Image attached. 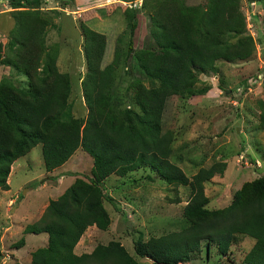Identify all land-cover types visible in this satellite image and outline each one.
<instances>
[{
    "label": "trees",
    "instance_id": "trees-1",
    "mask_svg": "<svg viewBox=\"0 0 264 264\" xmlns=\"http://www.w3.org/2000/svg\"><path fill=\"white\" fill-rule=\"evenodd\" d=\"M143 1L150 7L148 31L154 46L134 50L137 20L135 12L128 11L130 38L125 50L126 55L133 54L149 80L148 86L136 82L139 112L114 110L109 104L113 64L102 68L100 64L105 38L84 28L87 72L81 86L88 117L81 120L73 115L69 77L58 71L56 52L46 45L48 22L38 17V10H17L41 7L45 2L7 0L17 21L6 45L0 43V65L12 72L0 79V189H8L6 179L15 159L37 144L46 172L62 165L79 148L92 159L90 175L50 199L40 217L24 228L25 233L48 236L45 247L30 253V264H138L135 257L147 258L152 264H182L198 256L204 244L207 258L210 247L228 244L238 234L254 239L240 264H264V178L242 184L228 206L209 210L203 185L222 173L223 164L186 175L170 160L172 135L161 127L167 99L203 94L196 86L199 75L217 73L219 60L236 62L253 54L254 42L244 32L240 1L205 0L203 5H188L183 0ZM15 75L24 80L16 85ZM257 121L264 130L263 101ZM142 168L154 172L166 185L188 189L179 229L147 240L133 237L135 257L116 240L74 255L75 244L89 226L106 231L111 224L103 201L115 203L100 183L112 174L123 177Z\"/></svg>",
    "mask_w": 264,
    "mask_h": 264
},
{
    "label": "rangeland",
    "instance_id": "rangeland-1",
    "mask_svg": "<svg viewBox=\"0 0 264 264\" xmlns=\"http://www.w3.org/2000/svg\"><path fill=\"white\" fill-rule=\"evenodd\" d=\"M43 1L45 3L41 7L17 10H38V17L48 22L45 42L56 52L58 71L69 77V100L73 103L75 118L85 120L88 117L81 86L87 72L84 28L105 38L100 64L101 68L110 62L113 64L109 104L114 110L139 112L135 102L136 82L148 86L149 80L137 67L133 54L125 53L130 38L126 27L127 13L134 11L136 14L137 23L132 37L134 50L152 48L154 45L148 31L150 7L144 6L143 0ZM183 1L188 5L206 2ZM239 1L245 21L244 32L254 42L253 54L236 62L217 61V73L198 76L196 86L204 91L203 94L188 98L174 95L167 99L161 119L162 131L167 130L172 135L170 160L176 161L186 175L192 176L197 170L215 163L223 164L222 173L215 174L203 185L209 210L228 206L242 184L257 177L264 178V130L257 121L260 102H264V44L259 38V33H262L264 39V0L257 3L256 0ZM14 11L7 0H0V43L3 45L14 31L17 21ZM253 12L256 16L250 17L249 13ZM228 40L235 42L232 36ZM8 74L12 75L10 68L0 65V79ZM15 79L17 85L24 77L15 75ZM40 148L41 145L37 144L15 159L6 179L8 189H0V264H13L15 261L30 264V253L45 243L38 234L25 233L26 225L36 221L48 201L59 195L60 187L64 185L61 180L68 181L65 176L75 181L90 175L91 162L79 148L64 162L62 172H56V183L47 181L44 185L49 175L41 160ZM70 170L79 175L71 176ZM148 177H153V181ZM100 186L115 203L113 206L103 201L111 224L106 232L94 227L85 230L86 240L78 244L81 251H89L98 243L116 240L133 255V237L147 240L150 236L177 230L182 224L188 189L166 185L148 168L131 171L123 177L112 174ZM20 241L21 246L16 248ZM253 243L252 237L238 234L228 244L210 247L207 258L204 244L199 255L188 264H240ZM135 258L138 264H152L147 258Z\"/></svg>",
    "mask_w": 264,
    "mask_h": 264
},
{
    "label": "crops",
    "instance_id": "crops-1",
    "mask_svg": "<svg viewBox=\"0 0 264 264\" xmlns=\"http://www.w3.org/2000/svg\"><path fill=\"white\" fill-rule=\"evenodd\" d=\"M258 2V0H256V3ZM254 13V12H253ZM256 15H255V13L252 15V17H255ZM257 31V30H256ZM260 34V37L259 38H261V41H262V43L264 44V39H263V34L262 33H259ZM264 46V45H263ZM264 48V47H263ZM71 156H73V154L71 155ZM87 158L90 160V162H91V165H92V159H90V157L87 155ZM65 164L66 163H64V164H62V165H60L59 167H57V168H55V169H53L52 171H47L46 173L49 175V179H47L46 181H44V185H46V182L47 181H51V182H53V183H56V180H57V177H56V172H58V171H60V172H62V170L65 168L64 166H65ZM71 171V170H70ZM71 173H74V171H71ZM46 174V175H47ZM64 177V176H63ZM66 177V179L65 180H67L68 179V181L66 182V181H62V180H64V179H62L61 180V182L64 184L62 187H60V192H59V195L63 192V190L70 184V183H72V181H71V179H69L68 178V176H65ZM105 207V206H104ZM46 208V207H45ZM105 209H106V207H105ZM91 227H94V228H96V229H98L96 226H89L87 229H86V231L87 230H89ZM99 231H102V230H100V229H98ZM86 231L82 234V236L80 237V239H79V241H78V243L77 244H75V246H74V248H73V254L74 255H77V256H79V254H81V253H89L91 250H92V248L95 246H93L89 251H84V250H80L79 249V247H78V244H80L81 242H82V240H86ZM102 232H106V231H102ZM38 236H41L42 237V239H43V241H44V243H45V245L47 244V240H48V236L46 235V234H40V235H38ZM83 238V239H82ZM120 242V241H119ZM109 243V242H108ZM121 244H122V246L124 245L122 242H120ZM102 244V243H101ZM45 245L43 246V247H45ZM97 245V244H96ZM102 245H106V244H102ZM125 248V247H124ZM206 249V248H205ZM126 250V249H125ZM206 251V250H205ZM207 252V251H206ZM206 254V253H205ZM30 260H31V257H30ZM190 262V261H189ZM189 262H186L185 264H188Z\"/></svg>",
    "mask_w": 264,
    "mask_h": 264
},
{
    "label": "water",
    "instance_id": "water-1",
    "mask_svg": "<svg viewBox=\"0 0 264 264\" xmlns=\"http://www.w3.org/2000/svg\"><path fill=\"white\" fill-rule=\"evenodd\" d=\"M24 190V189H23ZM22 190V192L24 193V191ZM127 223V225H128V227H130V223L127 221L126 222ZM206 251H207V247H206V249H205Z\"/></svg>",
    "mask_w": 264,
    "mask_h": 264
},
{
    "label": "built area",
    "instance_id": "built-area-1",
    "mask_svg": "<svg viewBox=\"0 0 264 264\" xmlns=\"http://www.w3.org/2000/svg\"><path fill=\"white\" fill-rule=\"evenodd\" d=\"M249 14H250L249 16L251 17L254 13H249Z\"/></svg>",
    "mask_w": 264,
    "mask_h": 264
}]
</instances>
